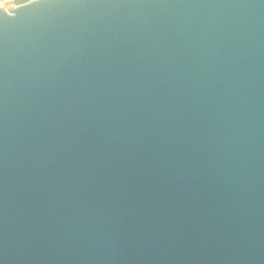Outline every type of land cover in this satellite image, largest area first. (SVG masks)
Wrapping results in <instances>:
<instances>
[{
    "label": "water",
    "instance_id": "water-1",
    "mask_svg": "<svg viewBox=\"0 0 264 264\" xmlns=\"http://www.w3.org/2000/svg\"><path fill=\"white\" fill-rule=\"evenodd\" d=\"M0 264H264V0L1 2Z\"/></svg>",
    "mask_w": 264,
    "mask_h": 264
},
{
    "label": "snow or ice",
    "instance_id": "snow-or-ice-1",
    "mask_svg": "<svg viewBox=\"0 0 264 264\" xmlns=\"http://www.w3.org/2000/svg\"><path fill=\"white\" fill-rule=\"evenodd\" d=\"M34 2H36V3H44L45 0H34Z\"/></svg>",
    "mask_w": 264,
    "mask_h": 264
},
{
    "label": "built area",
    "instance_id": "built-area-1",
    "mask_svg": "<svg viewBox=\"0 0 264 264\" xmlns=\"http://www.w3.org/2000/svg\"><path fill=\"white\" fill-rule=\"evenodd\" d=\"M7 1H13V0H0V3L1 2H7Z\"/></svg>",
    "mask_w": 264,
    "mask_h": 264
}]
</instances>
